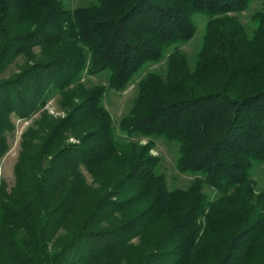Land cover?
<instances>
[{"label": "trees", "instance_id": "1", "mask_svg": "<svg viewBox=\"0 0 264 264\" xmlns=\"http://www.w3.org/2000/svg\"><path fill=\"white\" fill-rule=\"evenodd\" d=\"M250 2L96 0L68 10L61 0H0V75L24 60L0 78V161L11 115L30 117L51 90L68 110L42 114L23 136L15 186L0 179V264H264V193L250 183L264 162V12L250 38L235 22L218 26ZM196 14L210 22L195 70L171 54L166 80L148 75L120 126L179 145L178 170L201 179L169 191L149 146L116 143L105 89L77 81L107 70L110 88L125 89L194 37ZM204 183L222 199L210 202Z\"/></svg>", "mask_w": 264, "mask_h": 264}, {"label": "rangeland", "instance_id": "2", "mask_svg": "<svg viewBox=\"0 0 264 264\" xmlns=\"http://www.w3.org/2000/svg\"><path fill=\"white\" fill-rule=\"evenodd\" d=\"M64 7L68 10H74L81 7H87L96 0H61ZM264 12V0H251L248 8L241 12L230 13L227 15L228 20L219 21L218 26L222 25L226 31H232L233 27L229 26L235 22L242 28L241 39L244 37L250 38L256 27V16ZM210 19L204 15L196 14L194 23L196 31L194 37L185 43L169 47L163 54L160 60L147 63L129 82L123 90H115L109 86V72L107 70L90 73L88 69L84 70L78 78L77 84L86 89L95 87H103L105 89L102 98V104L108 112L111 124L114 129V139L118 145L134 144L135 146H149V155L157 159L158 164L155 172L162 175L165 180L166 187L169 191L187 190L196 179H201V176L190 172H180L177 168L180 148L175 142H166L161 138H147L140 135L128 136L120 130L122 121L129 115L134 107V104L139 96L140 83L145 80L148 75L155 74L163 81L166 80L169 71V57L177 52L182 55L187 67L192 73L197 65L198 55L202 49L207 27ZM226 22L229 25H226ZM89 60V59H88ZM89 62V61H88ZM24 63L21 58L10 63L2 72L0 78H9L13 74L19 72V66ZM64 97L59 90H51L46 97L44 106L32 114L30 117H19L11 115L12 122L15 125L13 132L8 135L9 151L0 161V179L3 180L8 190H11L16 183L14 168L19 160L22 151V141L24 134L29 129H36L38 122L41 120L42 114L59 120L67 116L68 110L64 106ZM68 143L75 144L79 141L75 137H70ZM86 181L89 186L94 189H99V184L94 182L92 175L83 169ZM250 183L254 187V193L258 196L264 193V162L254 163L250 173ZM203 192L207 195L210 202L222 199V195L208 184H203ZM229 202L231 197H228ZM224 199V198H223Z\"/></svg>", "mask_w": 264, "mask_h": 264}]
</instances>
